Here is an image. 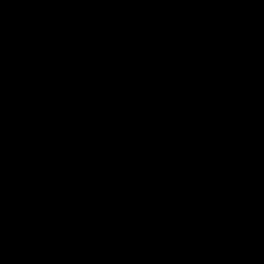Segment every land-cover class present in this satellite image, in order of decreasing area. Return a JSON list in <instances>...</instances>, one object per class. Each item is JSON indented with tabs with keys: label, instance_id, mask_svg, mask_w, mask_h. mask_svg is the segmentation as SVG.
<instances>
[{
	"label": "water",
	"instance_id": "95a60500",
	"mask_svg": "<svg viewBox=\"0 0 264 264\" xmlns=\"http://www.w3.org/2000/svg\"><path fill=\"white\" fill-rule=\"evenodd\" d=\"M0 264H264V0H0Z\"/></svg>",
	"mask_w": 264,
	"mask_h": 264
}]
</instances>
